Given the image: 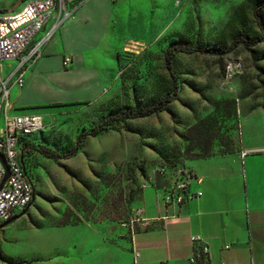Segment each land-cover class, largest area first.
<instances>
[{
	"label": "rangeland",
	"instance_id": "obj_1",
	"mask_svg": "<svg viewBox=\"0 0 264 264\" xmlns=\"http://www.w3.org/2000/svg\"><path fill=\"white\" fill-rule=\"evenodd\" d=\"M112 2L109 36L120 45L115 75L97 95L74 91L56 105L39 107L48 110L42 112L46 127L29 138L35 139L38 150L45 147L66 154L80 134L90 133L110 111L135 108L166 95L171 78L164 66L165 49L179 40L229 44L233 31L227 25L241 5L248 33L254 38L260 34L249 0ZM20 3L0 0V7L12 12ZM100 4L96 8L103 12ZM235 62L242 68L227 73L228 64ZM173 70L180 88L178 100L170 106L173 114L162 112L113 125L87 137L69 159L52 160L28 151L36 194L24 215L0 229V264H45L59 238H72L55 229L65 222L110 228L112 238L136 226L137 201L145 183L156 176L159 166L185 168L192 154L186 151L183 135L212 111V102H235L236 115L223 124V131L233 137L237 148L241 140L237 120L244 131L246 125L264 121V42L252 51L240 45L225 56L178 54ZM218 144L215 149L220 152L223 148ZM157 182L166 185L159 178ZM40 254L44 259L39 260Z\"/></svg>",
	"mask_w": 264,
	"mask_h": 264
},
{
	"label": "crops",
	"instance_id": "obj_2",
	"mask_svg": "<svg viewBox=\"0 0 264 264\" xmlns=\"http://www.w3.org/2000/svg\"><path fill=\"white\" fill-rule=\"evenodd\" d=\"M112 1H82L45 45L38 62L26 69L24 86L12 87V112L37 114L46 127V108L39 107L56 105L76 91L97 95L111 83L120 50L109 36ZM25 2L21 0L16 10ZM99 2L103 12L96 8ZM52 24L53 19L36 40ZM65 57L71 58L67 67ZM13 65L5 63L4 74ZM245 128L241 124L240 145L234 152L186 160L185 168L193 176L190 190L201 192L200 198L168 206L162 200V184L147 186L137 201L141 223L116 238L103 226H57L59 235L70 233L72 238H59L51 249L53 256L51 246L47 248L45 264H189L193 235L208 243L209 264H264V121Z\"/></svg>",
	"mask_w": 264,
	"mask_h": 264
},
{
	"label": "built area",
	"instance_id": "obj_3",
	"mask_svg": "<svg viewBox=\"0 0 264 264\" xmlns=\"http://www.w3.org/2000/svg\"><path fill=\"white\" fill-rule=\"evenodd\" d=\"M83 0H26L23 6L15 11L0 9V186L8 172V177L0 189V229L26 211L34 201L36 188L33 176L24 163L22 141L40 133L45 126L41 116L32 113H14L11 101V89L23 87L25 71L42 57L44 47L56 30L65 21L74 16ZM53 19L51 29L40 39L36 37ZM14 65L4 74V64ZM70 57H65L63 65L68 66ZM240 62L230 63L227 73L240 70ZM157 178L163 183L162 200L170 206H182L202 193L190 190L193 176L186 168L167 165L157 167L154 175L145 183L156 186ZM135 222L141 223L138 218ZM193 246L189 264H209L210 248L200 236L190 237ZM229 249L230 246L225 247ZM137 258L138 251H134ZM225 264V263H221Z\"/></svg>",
	"mask_w": 264,
	"mask_h": 264
},
{
	"label": "trees",
	"instance_id": "obj_4",
	"mask_svg": "<svg viewBox=\"0 0 264 264\" xmlns=\"http://www.w3.org/2000/svg\"><path fill=\"white\" fill-rule=\"evenodd\" d=\"M249 1L252 2V16L260 32L259 35L254 38L248 33V24L245 22L244 14H242L243 6L241 5L234 11L232 18L227 25L228 28L232 27L233 31L229 44L223 42L220 45L217 43L200 45L199 43H191L184 40L172 42L164 51V66L171 78V87L166 95L135 108L127 107L110 111L90 133L80 134L77 137L74 147L66 154L54 153L45 147L38 150L34 147L35 139H29L30 136L28 139L22 141L24 163L26 164L29 173L32 175L31 166L28 160V151L39 152L44 157L52 160L69 159L77 154L87 137H95L108 130L113 125L125 123L130 120L147 118L162 112L173 114L170 110V106L178 100L180 94L178 79L173 70V62L178 54L225 56L234 52L240 45H243L247 50L252 51L253 47L264 42V0ZM211 104L212 111L206 116L198 119L193 125L189 126L183 135L188 142L186 151L188 154H192L188 159L209 158L216 154L232 153L237 149L233 143V137L229 133L223 131V124L236 115L235 102L232 100H218ZM236 128L239 133L241 129L239 120H237ZM42 132L43 131L40 133ZM216 144L223 148L222 151H216ZM168 167L172 168L170 166ZM69 224V222H65L62 225ZM77 224L78 223L73 225Z\"/></svg>",
	"mask_w": 264,
	"mask_h": 264
},
{
	"label": "water",
	"instance_id": "obj_5",
	"mask_svg": "<svg viewBox=\"0 0 264 264\" xmlns=\"http://www.w3.org/2000/svg\"><path fill=\"white\" fill-rule=\"evenodd\" d=\"M0 159H1V157H0ZM7 177H8V172H6V175H5V177H4L3 181H2V184H1V186H0V189L2 188L3 184L5 183ZM25 213H26V211H24L21 215H24ZM21 215H20V216H21ZM16 218H18V217H16ZM16 218H15V219H16ZM15 219H13V220H15ZM13 220L8 221L4 226H7V225L10 224Z\"/></svg>",
	"mask_w": 264,
	"mask_h": 264
}]
</instances>
